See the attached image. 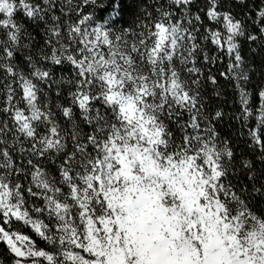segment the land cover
Segmentation results:
<instances>
[{"label": "snow or ice", "instance_id": "snow-or-ice-1", "mask_svg": "<svg viewBox=\"0 0 264 264\" xmlns=\"http://www.w3.org/2000/svg\"><path fill=\"white\" fill-rule=\"evenodd\" d=\"M113 3L0 0V264H264V0Z\"/></svg>", "mask_w": 264, "mask_h": 264}, {"label": "trees", "instance_id": "trees-1", "mask_svg": "<svg viewBox=\"0 0 264 264\" xmlns=\"http://www.w3.org/2000/svg\"><path fill=\"white\" fill-rule=\"evenodd\" d=\"M133 0H114L113 6L107 12H100L105 18L114 15L113 22L117 25H126L131 22L133 9L130 7ZM122 6V10H121ZM107 7V5H105Z\"/></svg>", "mask_w": 264, "mask_h": 264}, {"label": "rangeland", "instance_id": "rangeland-1", "mask_svg": "<svg viewBox=\"0 0 264 264\" xmlns=\"http://www.w3.org/2000/svg\"><path fill=\"white\" fill-rule=\"evenodd\" d=\"M100 12H103V10H98V11H97L96 15H97L98 17L100 16ZM105 19H106V20H110V21L113 22V20H114V15H111V16L105 18Z\"/></svg>", "mask_w": 264, "mask_h": 264}]
</instances>
